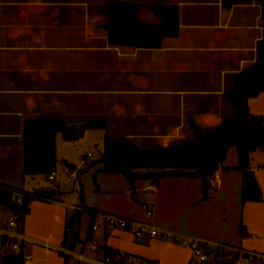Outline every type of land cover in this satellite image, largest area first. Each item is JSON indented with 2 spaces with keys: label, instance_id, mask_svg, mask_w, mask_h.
<instances>
[{
  "label": "crops",
  "instance_id": "obj_1",
  "mask_svg": "<svg viewBox=\"0 0 264 264\" xmlns=\"http://www.w3.org/2000/svg\"><path fill=\"white\" fill-rule=\"evenodd\" d=\"M112 2L139 5V19L154 24L158 17L147 6L177 5L178 33L164 37L156 48L110 43L105 22ZM261 7L259 0L229 6L223 0H0V183L25 189L12 178L25 177L22 135L28 118L63 119L69 125L103 121L105 128L86 129L79 139L88 137L103 146L108 134L145 148L190 141V122L201 129L218 125L234 111L225 100L231 75L256 60L264 27ZM245 100L249 112L264 121V91ZM79 139L64 141L56 133V162L58 148ZM91 160L83 154L78 165L64 164L73 171ZM236 161V150L230 147L209 177L206 199L195 176L166 175L155 184L141 176L130 182L121 173L99 171L97 164L92 201L83 190L79 198L86 172L75 180L77 194L66 201L58 182L34 175L53 182L58 191L25 189L51 190V195L30 200L21 220L28 239L22 251L30 256L23 264H69L68 258L75 259L32 241L77 249L87 258L101 257L90 251L89 242L82 244L86 233L80 239V222L74 230L77 243H68L65 222L74 212L72 204L85 208L81 214L89 223L88 209L147 221L142 204L151 203V222L159 229L262 252L264 201H241ZM250 168L264 198V149L250 153ZM8 213L0 205V226ZM98 231L103 235L98 244L114 251L158 264H189L190 252L179 244L151 239L141 245L129 232Z\"/></svg>",
  "mask_w": 264,
  "mask_h": 264
},
{
  "label": "trees",
  "instance_id": "obj_2",
  "mask_svg": "<svg viewBox=\"0 0 264 264\" xmlns=\"http://www.w3.org/2000/svg\"><path fill=\"white\" fill-rule=\"evenodd\" d=\"M249 0H223L229 6ZM261 1V17L264 25V0ZM139 5L128 2H112L108 7V17L105 22L107 39L110 43L120 45L156 48L161 45L164 37L175 36L178 33L177 5H149L151 11L158 17L157 23H147L139 19ZM232 87L225 91V100L234 111L225 117L218 125L201 129L190 122L192 139L167 146L140 147L124 138H113L105 134L102 151L89 163L75 168L76 177L90 166L101 164L99 171L118 172L133 182L138 177L150 178L153 184L166 175L195 176L201 180V198L206 199L209 177L223 164L226 152L230 147L236 150V168L241 172V201H260L264 198L250 168V153L264 149V121L261 116L251 114L246 105V98L264 91V27L260 40L256 45V60L249 66L231 75ZM105 128L103 121L87 120L79 125H69L63 119L28 118L23 123V163L22 175L48 176L55 169L56 156L54 136L60 133L64 141H76L81 138L86 129ZM73 169V168H72ZM144 169L142 174L135 170ZM12 187V186H11ZM31 198L24 197L21 205L11 202L10 193L0 191V205L4 209L17 214L21 221L28 213V204L32 199H48L51 190L46 192L31 191ZM82 200V189H79ZM89 223L85 241L93 238V216L89 211ZM74 210L65 222V233H74L72 247L78 241L76 231L81 213ZM102 255L111 256L114 251L102 246ZM0 264H23L22 254L6 251L0 258Z\"/></svg>",
  "mask_w": 264,
  "mask_h": 264
},
{
  "label": "built area",
  "instance_id": "obj_3",
  "mask_svg": "<svg viewBox=\"0 0 264 264\" xmlns=\"http://www.w3.org/2000/svg\"><path fill=\"white\" fill-rule=\"evenodd\" d=\"M86 157L91 158L92 154L87 153ZM71 174L76 177V170H73ZM47 177L49 180L55 181L56 173L53 171ZM1 190L10 193L11 202L15 205H21L24 197L31 198L33 196L31 191L0 183V191ZM70 208L72 210H85L83 206L76 204L70 205ZM142 208L147 221H137L119 217L112 213L89 210L92 213L94 220L91 229L93 232L98 231L99 229L129 232L136 242L147 241L153 238H173L176 244H179L189 250V264H264V251L256 252L230 244L210 243L193 237L180 236L166 230L159 229L153 224V222H151V219L153 218L152 204L143 203ZM8 212V217H6L5 221H3V224L0 226V258L4 252L10 251L13 253H21L22 260L24 262L30 259V256L24 254L22 251V245L28 241V239L22 233V224L17 218V214L10 212L9 210ZM32 243L39 245L46 250L61 253L66 257H74L78 261H87L91 264H158L156 261L123 252H117L111 256H103L102 246L93 239L89 242L90 251L100 254L101 257L99 259L87 258L82 254L74 253L70 249H64L58 246L56 247L47 242L32 241Z\"/></svg>",
  "mask_w": 264,
  "mask_h": 264
},
{
  "label": "rangeland",
  "instance_id": "obj_4",
  "mask_svg": "<svg viewBox=\"0 0 264 264\" xmlns=\"http://www.w3.org/2000/svg\"><path fill=\"white\" fill-rule=\"evenodd\" d=\"M81 140V139H79ZM91 140L88 137H85L83 140L79 141V142H72L69 143L68 145L65 144L64 147H59L58 148V156H57V162H56V169H55V173H56V182H58V187H59V192L60 194L64 197V199L67 201H70L73 198V195L77 194L76 189L78 187L77 182L75 181V177L71 174L72 169L71 167L73 165H78L80 162V159L82 158V155L84 154L86 156L87 152L90 151V153H94V155L97 158V156H99L101 150H102V143H98V142H90ZM64 144V143H63ZM93 155L91 158L88 159H92ZM64 161L66 163H69L71 165V167H67L64 164ZM92 161V160H91ZM97 165V164H95ZM95 165H92L88 168L91 169V172H88V170L84 171L86 173H84L83 177L81 178L82 181V190L84 195L86 196V198H88V200L92 201L93 199V192H94V176L97 173L96 172V167ZM79 177V175H78ZM12 181L14 183H17V185L23 186L25 189L28 190H32L36 187H44L47 189H51V188H55L58 191L57 186L53 184V182H50L46 179H44L41 176H34V177H29V176H25L23 179L21 178H12ZM78 201V199H77ZM84 211V210H83ZM82 216V214H81ZM6 218H3V221H5ZM87 226H88V217L85 216V214H83V216L81 217V221H80V226H79V232L77 233L80 237V239H84L85 237V233L87 230ZM170 233L176 234V235H180V236H186L183 234H179V233H174L172 231L166 230ZM101 231H96L95 233H98L97 236H95V240L97 243L103 241V235L102 233H99ZM75 234L70 233L68 234V243H72L74 240ZM133 237V236H132ZM190 237V236H187ZM158 240L159 238H153ZM129 240V238H128ZM134 240V238H133ZM161 240H165V241H169L171 243H175L173 238H167V239H161ZM135 242V241H134ZM139 243L141 245L145 244L144 241L142 242H136ZM89 249H90V243L88 244ZM72 251V250H71ZM52 253H54L53 251H50ZM74 253H78L77 249H75L73 251ZM44 259L46 260L47 258L44 257ZM70 259L69 264H87L85 262H78L76 259L73 258H68Z\"/></svg>",
  "mask_w": 264,
  "mask_h": 264
},
{
  "label": "water",
  "instance_id": "obj_5",
  "mask_svg": "<svg viewBox=\"0 0 264 264\" xmlns=\"http://www.w3.org/2000/svg\"><path fill=\"white\" fill-rule=\"evenodd\" d=\"M67 164V163H66Z\"/></svg>",
  "mask_w": 264,
  "mask_h": 264
}]
</instances>
